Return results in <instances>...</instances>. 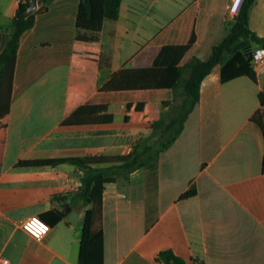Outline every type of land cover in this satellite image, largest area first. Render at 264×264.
Instances as JSON below:
<instances>
[{"label":"crops","instance_id":"0c3cea01","mask_svg":"<svg viewBox=\"0 0 264 264\" xmlns=\"http://www.w3.org/2000/svg\"><path fill=\"white\" fill-rule=\"evenodd\" d=\"M19 1L0 0V52ZM229 1L211 0L220 10ZM196 3L121 0L118 18L104 20L96 85L83 103L114 104L110 121L63 123L79 0H52L23 32L0 161V254L8 264H78L85 207L75 193L83 169L69 161L15 164L130 152L151 127L148 121L124 120L126 104L168 100L172 89L101 86L131 65L144 44L158 48L151 65L176 64L196 38ZM153 26L143 43L136 40ZM248 26L264 37V0L251 4ZM105 37L110 51L104 49ZM255 77L222 79V65H214L175 141L127 178L105 183L103 264H165L157 255L166 249L188 264H264V139L250 119L261 107L264 70ZM192 187L195 193L182 198ZM33 214L50 225L40 240L21 226Z\"/></svg>","mask_w":264,"mask_h":264},{"label":"trees","instance_id":"16d2710c","mask_svg":"<svg viewBox=\"0 0 264 264\" xmlns=\"http://www.w3.org/2000/svg\"><path fill=\"white\" fill-rule=\"evenodd\" d=\"M52 0H37L34 10H28L30 0H20L9 23V35L0 52V161L3 157L13 76L21 35L32 27L38 13L46 10ZM254 0H243L239 11L228 16L224 9H214L211 0H197L195 41L181 59L173 65L153 66L157 46L141 45L131 65L122 67L101 86L103 90L170 88L168 100H134L125 106L124 120L148 121L151 131L140 136L126 154L82 155L62 158L20 159L16 167L44 166L69 161L83 169L81 185L76 191L84 207L82 236L78 264H103L102 194L105 183L116 177L127 178L131 171L148 165L179 136L184 122L200 98L203 78L218 63L222 79L246 74L255 80L251 66L254 46H264V37L248 26V13ZM121 0H79L76 13V35L67 86L63 123L110 121L114 104H84L95 88L99 60V32L105 19L115 20ZM261 107L251 116L264 139V87L260 91ZM167 107V110L164 108ZM264 172V152L262 158ZM195 193L192 187L182 198ZM157 258L165 264H188L171 250H161Z\"/></svg>","mask_w":264,"mask_h":264},{"label":"built area","instance_id":"2783aa9c","mask_svg":"<svg viewBox=\"0 0 264 264\" xmlns=\"http://www.w3.org/2000/svg\"><path fill=\"white\" fill-rule=\"evenodd\" d=\"M243 0H230L228 2V11L236 14ZM251 66L254 72H262L264 70V46H256L251 53ZM22 228L33 238L40 240L50 230V225L39 215L33 214L27 216L21 224ZM8 258L0 254V264H8Z\"/></svg>","mask_w":264,"mask_h":264},{"label":"rangeland","instance_id":"374dc122","mask_svg":"<svg viewBox=\"0 0 264 264\" xmlns=\"http://www.w3.org/2000/svg\"><path fill=\"white\" fill-rule=\"evenodd\" d=\"M147 1H149V0H147ZM154 26L151 28V29H147L146 31L144 30V31H142V32H140V34L139 35H137V37H136V40L138 41V42H140V43H143V41H144V39H145V37H147L148 35H152V33L154 32ZM104 43L105 44H103V46H104V49L106 50V51H110L111 49H110V44H109V42L107 41V37H105L104 38Z\"/></svg>","mask_w":264,"mask_h":264},{"label":"water","instance_id":"95a60500","mask_svg":"<svg viewBox=\"0 0 264 264\" xmlns=\"http://www.w3.org/2000/svg\"><path fill=\"white\" fill-rule=\"evenodd\" d=\"M37 6V0H30L29 6H28V10H34Z\"/></svg>","mask_w":264,"mask_h":264}]
</instances>
